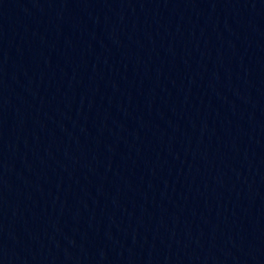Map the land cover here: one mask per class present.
Wrapping results in <instances>:
<instances>
[{
  "label": "water",
  "instance_id": "1",
  "mask_svg": "<svg viewBox=\"0 0 264 264\" xmlns=\"http://www.w3.org/2000/svg\"><path fill=\"white\" fill-rule=\"evenodd\" d=\"M0 264H264V0H0Z\"/></svg>",
  "mask_w": 264,
  "mask_h": 264
}]
</instances>
